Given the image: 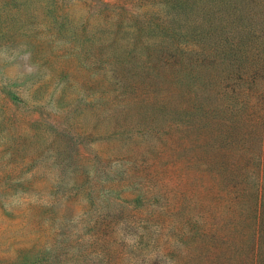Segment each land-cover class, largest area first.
<instances>
[{"label": "rangeland", "instance_id": "rangeland-1", "mask_svg": "<svg viewBox=\"0 0 264 264\" xmlns=\"http://www.w3.org/2000/svg\"><path fill=\"white\" fill-rule=\"evenodd\" d=\"M0 264H264V0H0Z\"/></svg>", "mask_w": 264, "mask_h": 264}]
</instances>
